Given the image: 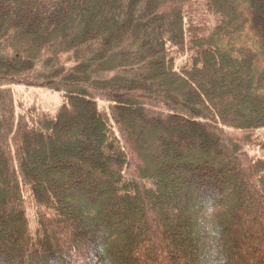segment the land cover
Returning <instances> with one entry per match:
<instances>
[{"label":"trees","instance_id":"obj_1","mask_svg":"<svg viewBox=\"0 0 264 264\" xmlns=\"http://www.w3.org/2000/svg\"><path fill=\"white\" fill-rule=\"evenodd\" d=\"M212 251L264 264V0H0V264Z\"/></svg>","mask_w":264,"mask_h":264},{"label":"rangeland","instance_id":"obj_2","mask_svg":"<svg viewBox=\"0 0 264 264\" xmlns=\"http://www.w3.org/2000/svg\"><path fill=\"white\" fill-rule=\"evenodd\" d=\"M169 50L172 56L175 57V62L178 66L183 65L189 57L188 52H180L174 47L169 46ZM12 87L17 111L34 117L36 121L42 112L54 114L60 105L66 100L64 93L55 90L41 87H28L24 85H13ZM99 106L101 109L107 108V103L100 100ZM111 124L114 127L112 122ZM37 126L38 124L35 127ZM249 151L251 153L259 152L255 145L251 148L249 147Z\"/></svg>","mask_w":264,"mask_h":264},{"label":"clouds","instance_id":"obj_3","mask_svg":"<svg viewBox=\"0 0 264 264\" xmlns=\"http://www.w3.org/2000/svg\"><path fill=\"white\" fill-rule=\"evenodd\" d=\"M208 215H211V209H208L205 212V216ZM206 227L210 235L216 234L214 227H209L207 225ZM82 264H99V262L94 260H87V261H83ZM201 264H227V261L220 256L218 251H212L205 253L201 257Z\"/></svg>","mask_w":264,"mask_h":264}]
</instances>
